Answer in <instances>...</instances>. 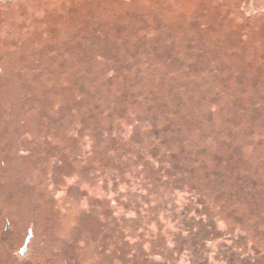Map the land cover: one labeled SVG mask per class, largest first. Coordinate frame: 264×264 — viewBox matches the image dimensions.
<instances>
[{
    "label": "rangeland",
    "instance_id": "374dc122",
    "mask_svg": "<svg viewBox=\"0 0 264 264\" xmlns=\"http://www.w3.org/2000/svg\"><path fill=\"white\" fill-rule=\"evenodd\" d=\"M130 181L264 264V0H0V264H153Z\"/></svg>",
    "mask_w": 264,
    "mask_h": 264
},
{
    "label": "trees",
    "instance_id": "16d2710c",
    "mask_svg": "<svg viewBox=\"0 0 264 264\" xmlns=\"http://www.w3.org/2000/svg\"><path fill=\"white\" fill-rule=\"evenodd\" d=\"M176 88V87H173ZM172 85H169V91H172ZM167 91V92H169ZM171 94V93H170ZM172 96H174L172 94ZM177 106V105H176ZM136 174H134L135 176ZM136 180V179H135ZM136 186V187H135ZM129 188V197L131 198L129 207H128V223L130 226H134L139 224V227L147 228L148 224L156 223V232H153L150 239L148 236L145 237L144 243L151 245V253L155 255L157 259H154L153 264H185L184 262H179L178 260L182 255L181 253L186 252V256L190 257L189 264H246L248 263L249 258L239 256L242 254L243 249L245 247L234 249L233 247L226 246L223 241L225 237L222 235H217L213 231H202L194 232L192 223L190 219H188V213L191 210L190 208H182L181 210L178 206L173 202L162 201L161 203L147 204L146 202V192L143 185H137L134 183L128 182ZM141 201H140V200ZM135 205V207H134ZM144 205H146L144 207ZM155 209V210H154ZM158 211V212H157ZM162 212L163 217L161 220L157 219L158 214ZM143 217H146L142 219ZM110 220L114 221V223H118L119 221H125L123 216H115L114 212L110 213ZM142 219V220H141ZM187 219L189 221H187ZM165 220L173 223L172 228H166ZM202 227H207L209 224L201 223ZM201 234V235H199ZM204 237L200 239L201 237ZM115 237V236H114ZM116 237L120 240H124L125 237L121 235H116ZM115 237V238H116ZM220 238V239H219ZM214 239L218 240L217 249H212L210 246L214 242ZM128 240V239H127ZM143 243L133 244L128 243L124 253L132 252V249H136L139 251V254L144 253L150 257L149 251H145L141 246ZM209 244V245H208ZM223 247L224 252H221L219 248ZM231 250V251H229ZM153 251V252H152ZM211 253L212 257L210 255ZM211 259V260H210Z\"/></svg>",
    "mask_w": 264,
    "mask_h": 264
},
{
    "label": "water",
    "instance_id": "95a60500",
    "mask_svg": "<svg viewBox=\"0 0 264 264\" xmlns=\"http://www.w3.org/2000/svg\"><path fill=\"white\" fill-rule=\"evenodd\" d=\"M13 1V3L15 4V3H18V2H22V1H25V0H12ZM31 231H29V236L26 238V240H25V244L29 241V239H30V237H31V233H30ZM25 249H26V247L25 246H23L22 248H21V250H20V253L21 254H23L24 252H25Z\"/></svg>",
    "mask_w": 264,
    "mask_h": 264
}]
</instances>
